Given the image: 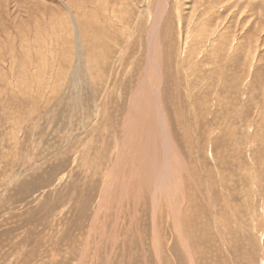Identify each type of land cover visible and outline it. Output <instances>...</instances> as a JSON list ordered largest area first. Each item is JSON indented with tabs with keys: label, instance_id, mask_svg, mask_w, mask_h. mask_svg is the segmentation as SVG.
<instances>
[{
	"label": "rangeland",
	"instance_id": "rangeland-1",
	"mask_svg": "<svg viewBox=\"0 0 264 264\" xmlns=\"http://www.w3.org/2000/svg\"><path fill=\"white\" fill-rule=\"evenodd\" d=\"M66 1L0 0V264H264V0L166 5L160 55L173 80L159 99L173 142L164 145L185 163L177 195L182 211L172 212L162 190L157 215L151 177L167 161L164 147L147 124L148 130H132L138 150L122 130L153 54L148 36L162 0ZM195 20L196 35L200 26L227 30V42L239 51L234 59L226 52L213 67L222 46L208 47L215 37L205 32L204 42L194 41L203 42L202 54L191 61L183 55L178 75L177 61L168 67L167 49L171 57L181 50L178 27L184 37L191 34L186 44L194 40ZM76 21L92 52L76 37ZM71 26L72 37L65 32ZM85 54H92L89 74ZM119 136L127 144L123 162ZM140 147L148 156L137 154ZM130 154L146 170L138 180L128 179L135 173ZM119 163L125 176L109 185Z\"/></svg>",
	"mask_w": 264,
	"mask_h": 264
},
{
	"label": "bare ground",
	"instance_id": "bare-ground-1",
	"mask_svg": "<svg viewBox=\"0 0 264 264\" xmlns=\"http://www.w3.org/2000/svg\"><path fill=\"white\" fill-rule=\"evenodd\" d=\"M73 1V0H72ZM153 1V0H152ZM151 1V2H152ZM68 2V0L66 1V3ZM70 2V1H69ZM169 2V0H162L161 1V3H160V5H159V7L158 8H161L160 9V11H158V12H156V14H155V20H154V25L152 26V30L150 31V33H149V36H148V38H149V47H150V50H151V52L153 53L151 56H149V60H147V65H146V67L144 68V73L142 74V80H141V82L138 84V89H136V91L134 90V92H135V94H137L136 96H134L135 94H133V99H132V104H131V109H130V112H129V114H127V116H126V118L123 120V133H124V136L125 137H127V138H129L130 140H129V142L131 143H133V149L134 150H138L137 148H138V138H136L135 136H133L135 133H137V130H133V128L137 125V126H139V125H142L143 126V128H145L146 130H148V128L146 127V124L151 128V135H153V136H156L158 139H159V141L161 142V144L163 145V147H164V152H163V155L165 154L166 156H167V161L166 162H163V164L161 165V166H159L157 169L156 168H154V169H156L155 170V173L153 174V176L151 177L152 179H151V181L153 182L152 183V186H151V193H152V197H153V199H152V208H153V215H157L156 214V210H158V208L160 209V203H159V195H160V191H162V190H166V191H164V192H166L167 194H168V198H169V202L171 203V209H172V212H174L175 211V209L178 207L177 205V201L179 202V200L177 199V195L178 194H180V192H181V189L183 188V184H182V180L183 179H181L182 178V173L181 172H183V171H181L180 172V170L181 169H183V165H184V163L185 162H181V160H180V158H179V156H178V153L176 152L175 153V155H174V153H173V148H170L169 147V145L170 144H168L167 143V146H166V149H165V141L166 140H168V139H170L171 140V138H173V137H170V134H172V133H169V130H171V129H169L168 127H167V124H169V122H167V115L165 114L166 112V110H165V107H164V104L162 103V102H164V101H160V99H159V97L160 96H162V95H166V89H165V87L166 86H164L166 83H170V82H172V80H173V74L171 75H169L168 73H165L166 71H167V69L165 68L166 67V65H165V61L161 58V55H160V45H161V43H160V33H159V30H160V27H161V23H162V19H163V17H164V12L166 11V5H167V3ZM180 3V2H179ZM258 4V3H257ZM139 6V5H138ZM72 7V6H71ZM83 7V6H82ZM179 7V6H178ZM90 8V7H89ZM105 8V7H104ZM103 8V9H104ZM181 8V7H180ZM256 8V7H255ZM67 9V8H66ZM106 9V8H105ZM110 9V8H109ZM82 10V9H81ZM187 10V9H186ZM85 11H86V9H85ZM96 12V11H95ZM167 12V11H166ZM74 13V12H73ZM177 13V12H176ZM68 14V13H67ZM86 15V14H85ZM90 15V14H89ZM166 15V14H165ZM179 15H181L180 14V12H178L177 14H176V16L178 17ZM70 16V15H69ZM75 16V14L73 15V17ZM93 16H96V15H93ZM136 16V15H135ZM174 16V15H173ZM193 16V15H192ZM84 17V16H83ZM220 17V16H219ZM63 18V17H62ZM179 18V17H178ZM193 18V17H192ZM228 18V17H227ZM76 19V18H75ZM126 19V18H125ZM128 19V18H127ZM135 19V18H134ZM224 19V18H223ZM229 19V18H228ZM70 20V19H69ZM112 20V19H111ZM177 20V19H176ZM182 20V19H181ZM191 20V19H190ZM226 20V19H225ZM225 20H224V22H225ZM108 21V20H107ZM116 21V20H115ZM173 21V20H172ZM180 21V20H179ZM178 21V22H179ZM184 20H182V22H183ZM191 21H193V20H191ZM191 21H190V23H191ZM124 22V21H123ZM163 22H165V24H166V26H167V31H169V30H172L173 29V27H172V25H170V24H173L171 21H169L170 23L169 24H167V20L165 19ZM178 22H176V25L177 26H181V25H183V23H178ZM196 20L192 23L193 24V28H192V30H193V34H192V37H193V41L192 42H190V43H187L186 44V39H188V36L190 37V39H192L191 38V34H190V32L187 34L186 33V36L184 37V33L182 32L183 30H182V26L181 27H178V39H177V43L179 44V47H181V50H177V51H181V52H177V51H175V53L173 54V56L174 57H171L172 56V52H171V50H169V48L167 49V51H168V55H169V57H168V61L169 62H167L168 63V67H171V66H175L174 65V63L173 62H175V61H177V62H175L176 63V67H177V69H178V71H179V74L178 75H180V69L182 68V61H183V59H184V57H183V55L185 56L186 55V58L185 59H188V61H191L192 59H194V58H197V57H200L198 54H200L201 52H202V50L203 49H201V47H203V42H204V33L205 32H207V34H209V36L208 37H210V34L212 35V36H214L215 37V39H213L212 40V42L210 43L209 42V44H208V47H215V46H217V45H219V46H222V51L221 52H219V53H216V52H214V57H215V59L213 60V62L211 63L212 65H213V67H217V66H219V64H221V63H224L225 61H226V59L224 58L225 56H226V52H233V57H232V59H234V57L236 58V56H237V52L239 51V48L238 49H232V48H234V47H236V46H239V45H237V44H234V42H227V41H229V39H230V35H229V33H228V31L226 30V31H224V32H219L220 30H219V28H218V30H216V29H213V31H208V30H206L205 29V26H200V30H202V33H199L198 35H196V29H195V25H196ZM223 22V23H224ZM115 24V23H114ZM147 24V23H146ZM164 24V23H163ZM189 24V23H188ZM191 24V25H192ZM123 25V24H122ZM175 25V24H174ZM109 26H111V25H109ZM116 26H117V24H116ZM218 26V25H217ZM220 26H222V24L220 25ZM219 26V27H220ZM73 26H71V28H69L70 29V31H68V29H66L65 30V32L67 31V35H69V36H71L72 37V34H73V28H75L76 29V32L78 33L77 35L78 36H76L77 38H79V40L84 44V50L86 49L87 51H89V52H92L93 51V45H92V43H90V42H88V40H85V38H84V36L82 35L83 33H82V31L80 30V28H79V25H78V21H76V23H74V27L72 28ZM114 28V27H113ZM119 28V27H118ZM216 28V27H215ZM112 29V28H111ZM221 29H222V27H221ZM115 30V29H114ZM85 31V30H84ZM87 31V30H86ZM121 31V30H120ZM94 33V32H93ZM99 33V32H98ZM97 33V34H98ZM258 34V33H257ZM89 35V34H88ZM93 35V34H92ZM92 35H89V36H92ZM102 35V34H101ZM139 35V34H138ZM259 35V34H258ZM136 36V35H135ZM235 36V35H234ZM86 37H87V34H86ZM142 37V36H141ZM182 37L184 38V40H183V43H181V40H182ZM199 38V39H202L203 40V42L202 41H200V44L202 45H197L196 43H194V41H195V39L196 38ZM64 38V37H63ZM84 38V39H83ZM101 39V38H100ZM105 39V38H104ZM238 39V38H237ZM209 40V39H208ZM116 41V40H115ZM240 44H241V41H240V39H238L237 40ZM119 42V41H118ZM24 43V42H23ZM71 43V42H70ZM177 43H174V46H175V44H177ZM185 44H186V46L187 47H184L185 46ZM206 43H204V45H205ZM234 44V45H233ZM120 45V44H119ZM177 46V45H176ZM175 46V47H176ZM194 48H198V47H200L198 50H196V51H193L192 50V48L193 47ZM38 47V46H37ZM103 47V46H102ZM143 48H144V46H142ZM141 47V49H143ZM172 47V46H171ZM72 48H73V46H72ZM122 48V47H121ZM139 48V47H138ZM216 48V47H215ZM226 48H229V49H226ZM117 49V48H116ZM149 49V48H148ZM26 50V49H25ZM97 50V49H96ZM112 50V49H111ZM120 50H122V49H120ZM124 50V49H123ZM140 50V49H139ZM174 50V49H173ZM228 50V51H227ZM103 51V50H102ZM170 51V52H169ZM105 52V51H104ZM122 52V51H121ZM150 52V51H149ZM30 53V52H29ZM85 53H86V51H85ZM114 53V52H113ZM117 53H118V51H117ZM209 53H212L211 51H210V49L209 50H207L206 52H205V54H209ZM151 54V53H150ZM176 54V55H175ZM202 54V53H201ZM200 54V55H201ZM30 55V54H29ZM45 55V54H44ZM47 55V54H46ZM92 55V54H91ZM91 55L89 54V55H86L85 54V56H84V58H85V60H86V66H87V71H88V74L90 73V71H91V68L93 67L92 66V58H91ZM114 55V54H113ZM123 55H124V52H123ZM123 55H122V57H123ZM182 56V58H181V60H179L177 57L178 56ZM78 56H80V54L78 55ZM193 56V57H192ZM206 56V55H205ZM74 57H76V55L74 54V55H72L71 56V58H70V61L68 62V64H70V66H69V71H71V69H72V65L74 64ZM124 59H125V57H123ZM40 59H41V55H40ZM115 59V58H114ZM123 59V60H124ZM185 59H184V62H185ZM257 60H258V58H256ZM45 58L43 59V60H41V63L42 62H46L47 60H45ZM75 60H77L76 58H75ZM122 60V59H121ZM202 60V59H201ZM115 62V61H114ZM230 61H228V62H226V63H229ZM231 62H232V60H231ZM230 62V63H231ZM257 62V61H256ZM116 63H117V61H116ZM115 63V64H116ZM121 63H122V61H121ZM187 63H191V62H187ZM98 64V63H97ZM114 64V63H113ZM112 64V65H113ZM183 64H185V63H183ZM196 64V63H195ZM202 64V63H201ZM170 65V66H169ZM45 66H46V63H45ZM99 66V65H98ZM116 66V65H115ZM118 66H119V63H118ZM184 66V65H183ZM195 66V65H194ZM26 67V66H25ZM47 67V66H46ZM131 68V67H130ZM222 68L224 69L225 67H224V65L222 66ZM113 69H115V68H113ZM213 69V68H212ZM201 70V69H200ZM24 72V71H23ZM41 72V71H40ZM184 72V71H183ZM68 73V72H67ZM100 73V72H99ZM162 73H164V74H162ZM185 73V72H184ZM199 73V72H198ZM203 73V72H202ZM211 73V72H210ZM213 73V72H212ZM211 73V74H212ZM62 74V73H61ZM111 74H112V72H111ZM118 74V73H117ZM214 74V73H213ZM187 75V74H186ZM216 76V75H215ZM179 77V76H178ZM209 77V76H208ZM116 78H117V75H116ZM187 78V77H186ZM185 78V79H186ZM190 79V78H189ZM198 79V78H197ZM196 79V80H197ZM217 79H219V75L217 76ZM193 80V79H192ZM199 80V79H198ZM204 80V79H203ZM206 80V79H205ZM204 80V81H205ZM79 81V79H76L75 80V82H78ZM91 81V80H90ZM111 81V80H110ZM199 81H201V80H199ZM66 83V82H65ZM91 83H92V81H91ZM109 83V82H108ZM164 83V84H163ZM105 84V83H104ZM187 84V83H186ZM250 84V83H249ZM73 86H75L76 87V85L77 86H79V84H72ZM93 85V84H92ZM109 85V84H108ZM110 86H112V84H110ZM184 86H186L185 84H184ZM183 86V87H184ZM78 88V87H77ZM106 88V87H105ZM177 88V87H176ZM244 91V90H243ZM163 92V93H162ZM162 94V95H161ZM94 97V96H93ZM162 99H163V97H162ZM96 101V100H95ZM179 101V100H178ZM204 101V100H203ZM102 104V103H101ZM101 106V105H100ZM211 107V106H210ZM97 108V107H96ZM98 110H99V108H98ZM103 110V109H102ZM101 110V111H102ZM175 112V111H174ZM96 113L97 112H95V115H96ZM104 113V112H103ZM176 113H178V111L176 112ZM105 114V113H104ZM99 118V117H98ZM154 118H155V121H154ZM98 121H99V119H97ZM96 119H95V121H97ZM97 121V122H98ZM197 122V121H196ZM122 127V126H121ZM169 129V130H168ZM132 130L134 131V134H133V132H132ZM145 131V130H144ZM144 131H143V133H144ZM171 132V131H170ZM140 133V132H139ZM138 133V134H139ZM147 134H146V137L147 138H150L151 136L149 135L150 134V132L148 131V132H146ZM145 135V134H144ZM143 135V136H144ZM142 136V137H143ZM145 137V136H144ZM118 140L120 141V152H119V155H117L118 157V161L119 162H123V159L125 158V156L127 155V144L125 143V141H124V138H122L121 136H119V138H118ZM156 142H157V140H156ZM171 142H173V139L171 140ZM116 146V145H115ZM171 146V145H170ZM162 147V146H161ZM116 148V147H115ZM141 148V151H139L137 154L141 157V156H148V150L145 148V149H143L142 150V147H140ZM132 149V150H133ZM157 150H156V155H157V151L159 150L158 148H156ZM133 150V151H134ZM162 151V150H161ZM136 152V151H135ZM81 153V152H80ZM83 153V152H82ZM159 153V152H158ZM137 154H134V155H131L132 156V171L133 172H135V173H128V179H130V178H137V180H138V178L140 177V171H143L142 169H143V167H142V163L141 162H134V159L136 158V155ZM77 155V154H76ZM78 155H79V152H78ZM84 155V154H83ZM163 155H162V157H163ZM230 155V154H229ZM73 156V155H72ZM78 158V157H77ZM138 158V157H137ZM143 159V158H142ZM145 159V158H144ZM160 159V158H159ZM164 159V158H163ZM124 161H125V159H124ZM160 161V160H159ZM76 162V161H75ZM79 162V161H78ZM155 162H156V160H155ZM131 163H130V165H131ZM141 164V165H140ZM116 165V164H115ZM138 165H140V166H138ZM125 166H127V165H125ZM100 168V167H99ZM98 168V169H99ZM126 168H129V167H126ZM134 168H137L136 170L137 171H135L134 170ZM123 169V168H122ZM114 170L115 171H112V172H114L113 174L111 173V176H112V179L111 180H109V185H111V183H114V182H116V180H119L118 178H123V175H121L120 176V170H121V163H119V164H117L116 165V167L114 168ZM125 170V169H124ZM126 171V170H125ZM148 171V170H147ZM123 172V171H122ZM144 172H146V170L145 171H143V173ZM154 172V171H153ZM152 172V173H153ZM127 173V172H126ZM142 174V173H141ZM148 174H150V176H151V171H150V173H148ZM107 175V174H106ZM110 175V174H109ZM118 175V176H117ZM125 176V175H124ZM148 176V175H147ZM108 177V176H107ZM110 177V176H109ZM145 177V176H144ZM141 178V177H140ZM218 178V177H217ZM128 179H126L127 180V182H128ZM146 179V178H145ZM153 179H154V181H153ZM124 180H125V178H124ZM133 179H131L129 182V184H131V181H132ZM140 180V179H139ZM148 180V179H147ZM108 182V181H107ZM139 182V181H138ZM144 182V181H143ZM125 183V182H124ZM115 184V183H114ZM133 184V183H132ZM131 184V185H132ZM147 184H149L148 182H147ZM146 183H145V185H147ZM127 185H128V183H127ZM135 185V187H136V190H137V186H136V184H134ZM138 185H140V183H138ZM116 186V185H115ZM121 186H122V184H121ZM141 186V185H140ZM113 187V186H112ZM125 187H126V185H125ZM127 188V187H126ZM147 188H149V187H147ZM253 188V187H252ZM138 189H139V187H138ZM103 190V189H102ZM125 190V189H124ZM254 190V189H253ZM105 191V190H104ZM115 191V190H114ZM122 192H124L123 191V189H122ZM163 192V193H164ZM107 193V192H106ZM126 194V193H125ZM111 196V195H110ZM122 196V195H121ZM125 196V195H124ZM125 197H127V195L125 196ZM130 197V196H129ZM124 198V197H123ZM102 199H104V198H102ZM102 199H101V201H102ZM186 199V198H185ZM112 200V199H111ZM125 200H127V198L125 199ZM100 201V200H99ZM105 201V200H104ZM114 201V200H113ZM133 201V200H132ZM106 202V201H105ZM140 202V201H139ZM251 202V201H250ZM120 203V202H119ZM119 203H118V205H119ZM136 203V202H135ZM111 204V203H110ZM99 206V205H98ZM181 206V205H180ZM236 206V205H235ZM242 206V205H241ZM124 208V207H123ZM132 208V207H131ZM179 208V207H178ZM181 208V207H180ZM179 208V209H180ZM96 209H98V208H96ZM100 209V208H99ZM111 209V208H110ZM135 210V209H134ZM251 210H253V208L251 209ZM180 211H182L181 209H180ZM180 211H176L175 213H173L174 215H175V223H174V225H176V227L178 226V228H179V223H180V217H181V213H179ZM95 212H96V210H95ZM97 214V213H96ZM118 214V213H117ZM122 214H123V211H122ZM136 215V214H135ZM152 215V216H153ZM253 215V214H252ZM96 217H97V215H96ZM154 219H155V217H154ZM173 221H174V218H173ZM222 222V221H221ZM227 222V221H226ZM139 224V223H138ZM139 226V225H138ZM225 226V225H224ZM156 228V227H155ZM178 230V229H177ZM193 230V229H192ZM158 231V230H157ZM176 231V230H175ZM182 231V230H181ZM178 234H182V233H180V231H179V233ZM158 233L156 232V230L154 231V237H155V239H157V241H156V243L157 242H159L158 241ZM182 236V235H181ZM98 242V241H97ZM187 242L185 241V244H186ZM159 244V243H158ZM161 244V243H160ZM187 246H185V249H186V247H187V249L189 248L188 247V244H186ZM159 247V246H158ZM160 248V247H159ZM188 251V250H187ZM190 257H191V255H190ZM158 258V257H157Z\"/></svg>",
	"mask_w": 264,
	"mask_h": 264
}]
</instances>
